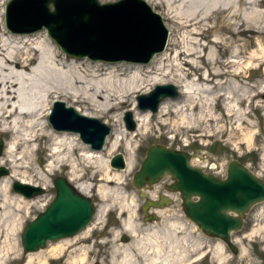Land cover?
Returning <instances> with one entry per match:
<instances>
[{
  "label": "rangeland",
  "instance_id": "374dc122",
  "mask_svg": "<svg viewBox=\"0 0 264 264\" xmlns=\"http://www.w3.org/2000/svg\"><path fill=\"white\" fill-rule=\"evenodd\" d=\"M8 1L2 0L5 3L0 8L1 30H8L4 19L5 6ZM98 1L106 3L117 0ZM151 7L153 8V6ZM260 9L264 11V0H261ZM153 10L158 13L163 11L156 6H154ZM222 19L221 15H216L212 17L208 25H216ZM239 22V20H227L226 18L222 21L223 24L230 23L229 28L234 33L214 30L206 38L195 36L200 39L202 44H205L210 39H227V49L223 50V52L215 49L216 52L211 54L206 52V62L214 61L215 59L222 63L231 62L230 65H222L221 67L218 64H211L210 70L219 71L222 74L219 76L210 75L208 80H197V77L200 74L203 75L206 69L195 71L191 67L202 65V63L196 56L176 57L175 51L200 49L201 47L199 48L189 42L187 32L181 31L175 34L180 41L178 48H173L169 41V29L164 20L168 30L167 44L162 52L165 55L162 56V53H159L157 58L161 57L164 59L163 69L172 74H176L180 67L183 70L185 69V71H190V74L183 79L184 86L180 88L175 84L178 90L176 98H166L164 100L165 104L169 105V113L163 116L166 119L164 124L159 122L158 111L155 113L148 111L150 116L153 114L148 126V132L134 139L133 167L130 171L123 172L121 184L117 186L118 193L122 197L124 196V199L131 197L133 202L120 208L123 202L118 198L109 197L106 201L109 205L108 210L97 220L95 218L97 208L103 204V201L98 197L96 187H92L87 195L95 202L96 212L91 223L95 222L86 233L79 232L73 237L65 238L70 240L64 242L57 253H54V248L60 240L48 242L45 248L30 253H24L21 246L20 236L24 226L43 211L55 196L54 178L61 176L68 180V168L66 166L46 174L44 169H46L48 164V151L46 153L37 152L33 154L32 167L35 172L40 168L45 176H42V179L34 177V183L45 181V190L41 195L26 198L29 199V204L20 211L22 216L20 229L9 235L7 242V244L9 243V250L4 256V264H25L29 255L32 256L33 264H115L121 260V256L116 255V257H113L112 250L127 244L129 245L130 253L142 264L145 259V253L152 252L150 242L148 240L147 242L144 237L147 232L152 233L153 231L158 234L157 239L163 236L164 232H174L180 238L179 242L174 245V249L170 247L171 239L164 240L167 246V249H165L171 264H178L179 261H182L180 253L183 249L188 251L189 261L195 260L194 264H260L264 261V201L253 205L245 214L241 229L231 233V241L237 247V253H232L223 241L205 235L193 222L185 217L179 194L167 190V186L171 181L169 176L163 177L162 180L154 184L153 191L147 187L149 192L146 193V199L153 200L164 192L171 197L170 204L165 205L162 209V215L158 216L155 214L158 217L155 220H151L153 218L150 217L148 220L145 219L148 215H144L141 207L146 199L140 196V190L132 184L134 172L139 168L147 149L153 144H161L190 153L192 155L190 161L192 165L200 167L203 171L220 178L226 176L229 162L236 160L264 180V19L258 23L249 20L243 26L238 27ZM238 30H241L242 33H238ZM24 35H28L30 39L39 40L42 36H46L47 33L42 28ZM55 53L58 54L60 59L68 57L70 60L75 59L78 62L80 61L81 64L84 63L82 69L85 72L97 67L103 70L104 68H110L111 70H117L118 68L117 71L113 72L114 74L112 73L113 76H118L116 74H119V77H127L133 72L132 68L139 66L140 73L145 78H150L157 70L156 66L150 63L149 66L146 65L148 63L128 62L105 64L106 62L104 61H92L87 57H73L62 52L60 48L59 50L56 49ZM238 71L240 72L239 75H234ZM168 78L170 76H166V80L163 82L150 85L151 88L148 92L156 84L172 83L167 81ZM216 83L218 84L217 86H215ZM139 94L144 93H136L133 97L135 99L133 104L136 107V97ZM218 95H221L219 99H217ZM65 105L73 106L76 109L83 108L71 103V101L65 102ZM108 107L110 105L104 104L103 106L104 109ZM126 112L131 113L134 121L129 105L120 106L114 113L109 112L93 117L105 122L111 128H113L112 124H119L127 128L124 121ZM111 115L115 116L112 117ZM105 120H109V123ZM47 123L49 124L48 118ZM134 123L136 127V122L134 121ZM50 127L51 125L49 124V131L54 130ZM69 136L75 137L72 134H69ZM0 139L2 140L3 151L7 139L2 133H0ZM77 142L78 144L76 145L82 147L80 139ZM124 152V147L120 146L115 152L108 155L109 157L105 155V157H108V164L112 155L116 153L124 155ZM194 157L197 160H194ZM91 170V167H87L85 173L89 174ZM8 172L9 170L7 174ZM36 176L39 178L38 174ZM11 179L14 180L13 182L18 181L13 177ZM37 186L43 187L41 184H37ZM12 191L13 193L15 192L13 188ZM129 213L132 214V219L137 227V233L134 235L121 232L122 224ZM125 235L128 237L127 241L122 240ZM4 239V233L0 234V247L5 242H3ZM195 242L199 243V247H195ZM199 254L201 257L198 259L197 256Z\"/></svg>",
  "mask_w": 264,
  "mask_h": 264
},
{
  "label": "bare ground",
  "instance_id": "6f19581e",
  "mask_svg": "<svg viewBox=\"0 0 264 264\" xmlns=\"http://www.w3.org/2000/svg\"><path fill=\"white\" fill-rule=\"evenodd\" d=\"M145 1L153 8L156 6L163 10L159 11V14L168 26L169 41L173 48H178L180 41L175 34L181 31L187 32L189 42L199 48L201 47L200 49L175 51L176 57L196 56L202 63V65L191 67L195 71L206 69L203 75L200 74L197 77V80H208L210 75L219 76L222 74L219 71L210 70L211 64H218L221 67L222 65H230L231 62L222 63L216 59L206 62V52L207 54L215 53V49L223 52V50L227 49V39H210L205 44H202L200 39L195 37L196 35L206 38L214 30L234 33L229 28L230 23H222L225 18L227 20H239L238 27L243 26L249 20L258 23L264 19V11L260 9L261 0ZM4 3L0 0V8ZM31 12L32 14L29 17L33 20L40 13L32 7L28 13H18L17 17H24ZM216 15H221L223 18L220 23L213 26L208 25V22ZM1 20L0 13V22ZM237 32L242 33L241 30ZM24 34L15 33L9 29H0V133L5 135L7 139L3 151L0 153V166H4V168L6 167L9 170L7 175L0 176V234L4 233L5 237L3 240L5 242L0 247V264H4V256L9 250V243L7 244L9 235H12L21 227L22 216L20 211L29 204V199L23 197L22 194L16 193V191L13 193L11 184L14 180L11 177L25 184H41L43 187L46 184L45 181L34 183V177L42 179L44 175L40 168L35 172L32 167L33 154L37 152L46 153L48 151V164L46 169H44L46 174L66 166L68 168V180L81 193L87 195L92 187H96V193L103 201V204L97 208L95 217L97 220L108 210L109 205L106 201L109 197L120 199L123 202L120 208L128 206L133 202V199L131 197L124 199V196L122 197L118 193L117 186L121 184L123 172L130 171L133 167L134 139L148 132V126L153 115L151 114L150 116L147 110H139L133 104L135 102L133 97L139 92L148 93L151 88L150 85L165 81L166 76H170L167 79L168 82H172V84H176L181 88L184 86L183 79L190 74V71H185L181 67L178 68L176 74L163 69L164 59L161 57V59L157 58L159 53L155 54L149 62L154 64L157 69L150 78H145L140 73L139 66L132 68L133 72L127 77H119V74H116L118 76H113V72L117 71L118 68L117 70H111L110 68H104L103 70L97 67L85 72L82 69L84 63L81 64L80 61L78 62L75 59L70 60L68 57L60 59L58 54L55 53V50H59V48L47 35L42 36L39 40H34ZM161 55L163 56L165 53ZM120 62L135 63L130 61ZM108 63L111 62H106L105 64ZM149 63L146 65L149 66ZM239 73L238 71L234 75H239ZM217 85L216 83L215 86ZM220 97L221 95H218L217 99ZM56 99H60L64 103L71 101V103L83 107L77 109L80 110V113L89 117L109 112L114 113L120 106L129 105L136 127L133 130H128L122 125L112 124L113 128L107 135L101 150H92L82 141V147H78L76 145L78 144L77 140L79 141L77 133L65 130L49 131L47 116L52 103ZM104 104L110 105V107L104 109ZM157 111L159 113V122L164 124L166 119L163 116L169 113V105L163 101ZM105 121L109 123V120ZM69 134L74 135L76 138L70 137ZM120 146L125 149L123 155L125 167L118 170L108 164V155L115 152ZM105 155L108 157H105ZM194 160H197V158ZM87 167L92 169L89 174L85 173ZM37 174L39 178L36 176ZM142 191L145 193L149 192L147 191V186ZM167 204L163 203L162 207L149 208H155V211H157L155 214L159 216L162 215V209ZM93 223L85 227L81 233H86ZM121 229V232L126 234L134 235L137 233V227L134 224L131 213L123 222ZM157 236L158 234L154 231L145 234L144 239L150 242L152 252L145 253V259L142 264H171L164 240L171 239L170 247L174 249V245L179 242L180 238L174 232H164L163 236L158 238L159 240L156 238ZM68 240L70 239H60L54 248V253L59 252L64 242ZM194 245L199 247L198 242H195ZM112 253L113 257H116V255L121 256V260L115 264H140L130 253L128 244L113 249ZM180 257H182V261H179L178 264H194L195 262V260L189 261L186 249L181 251ZM197 257L199 259L201 255L199 254ZM25 264H33L31 255L27 257Z\"/></svg>",
  "mask_w": 264,
  "mask_h": 264
},
{
  "label": "water",
  "instance_id": "95a60500",
  "mask_svg": "<svg viewBox=\"0 0 264 264\" xmlns=\"http://www.w3.org/2000/svg\"><path fill=\"white\" fill-rule=\"evenodd\" d=\"M32 7L40 12L34 20L29 17L34 9L24 17H17L18 13H28ZM4 19L6 28L15 33H31L44 28L62 52L92 61L146 64L164 50L168 38L160 14L145 0L106 3L98 0H9ZM177 94L174 84H157L150 92L136 97L137 108L155 113L161 102L166 98L175 99ZM124 121L129 130L134 129L130 112L125 113ZM48 122L54 130L77 133L80 141L95 151L103 148L111 131L105 122L83 115L61 100H54ZM191 158L186 151L153 144L134 172L132 184L145 198L147 194L142 190L146 186L152 187L169 176L172 182L167 190L179 193L185 216L205 235L220 239L232 253H237L230 235L241 229L250 208L264 201V180L236 160L229 162L226 176L220 178L192 165ZM109 164L114 169H123V154L112 155ZM7 171L0 167V176ZM53 186L54 198L23 228L20 241L24 253L43 249L48 242L73 237L93 220L96 207L90 196L61 176L54 178ZM12 188L26 198L41 195L45 190L42 186L19 181H15ZM163 203L147 198L142 210L146 213L149 207H162ZM157 218L154 215L151 220ZM122 240L127 241L128 237L125 235Z\"/></svg>",
  "mask_w": 264,
  "mask_h": 264
},
{
  "label": "flooded vegetation",
  "instance_id": "af4514ba",
  "mask_svg": "<svg viewBox=\"0 0 264 264\" xmlns=\"http://www.w3.org/2000/svg\"><path fill=\"white\" fill-rule=\"evenodd\" d=\"M152 189H153V186L149 187V190H152ZM165 200H168L169 201L168 204H170L171 197L169 196V194H166V192H164L163 194L158 195L155 199H153V201H155L156 203H163ZM155 208H157V207H155ZM155 208H150V211H148V213L146 215H148L151 218L154 217L155 213H157V211H155Z\"/></svg>",
  "mask_w": 264,
  "mask_h": 264
}]
</instances>
